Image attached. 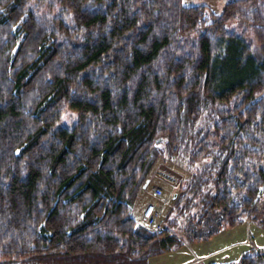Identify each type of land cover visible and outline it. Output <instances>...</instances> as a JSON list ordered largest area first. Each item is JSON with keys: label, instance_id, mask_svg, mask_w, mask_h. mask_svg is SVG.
I'll return each instance as SVG.
<instances>
[{"label": "trees", "instance_id": "1", "mask_svg": "<svg viewBox=\"0 0 264 264\" xmlns=\"http://www.w3.org/2000/svg\"><path fill=\"white\" fill-rule=\"evenodd\" d=\"M159 157L161 230L132 215ZM259 210L264 0H0V264H151Z\"/></svg>", "mask_w": 264, "mask_h": 264}, {"label": "rangeland", "instance_id": "2", "mask_svg": "<svg viewBox=\"0 0 264 264\" xmlns=\"http://www.w3.org/2000/svg\"><path fill=\"white\" fill-rule=\"evenodd\" d=\"M228 1L231 0H183V3L187 5L206 4L208 5L209 12L220 13ZM74 116L73 112L68 111L64 115L62 124L71 127L75 121ZM158 159L160 162L157 163V167L151 171L149 189H141L133 207L132 215L137 221H141L142 206L146 201L151 200L155 204H158V199H161L160 197L157 199L155 198L152 191V186L154 185H161L163 187V197L167 195L168 198L167 206H171L174 203L173 200H170L169 202L172 188L167 185V182L162 177L152 175L154 170H157L158 166L166 160L161 157ZM175 168L177 167L175 166ZM162 211L164 215L165 207ZM263 217L264 210H259L252 220L249 218H242L235 226L221 228L209 237L205 235L212 230L214 223L205 224L202 229H199L198 232L200 233V237H192L185 233H181V236L184 239L183 242L165 253L153 256L151 258V264H208L211 262H238L242 255L251 251L252 246H255L261 252H264ZM161 219L163 220V218Z\"/></svg>", "mask_w": 264, "mask_h": 264}, {"label": "built area", "instance_id": "3", "mask_svg": "<svg viewBox=\"0 0 264 264\" xmlns=\"http://www.w3.org/2000/svg\"><path fill=\"white\" fill-rule=\"evenodd\" d=\"M155 175L162 177L173 188L178 187L184 178L183 172L174 167H170L165 163H162L158 166ZM153 194L162 198L164 189L161 186H155L153 187ZM165 201L166 200L164 199V202ZM142 219L144 223L155 227L156 229L161 230L164 228V222L161 219V209L152 202L149 203L144 209Z\"/></svg>", "mask_w": 264, "mask_h": 264}, {"label": "crops", "instance_id": "4", "mask_svg": "<svg viewBox=\"0 0 264 264\" xmlns=\"http://www.w3.org/2000/svg\"><path fill=\"white\" fill-rule=\"evenodd\" d=\"M149 202H151V200L146 201V203L142 206V211L144 210V208L146 207V205H147Z\"/></svg>", "mask_w": 264, "mask_h": 264}]
</instances>
